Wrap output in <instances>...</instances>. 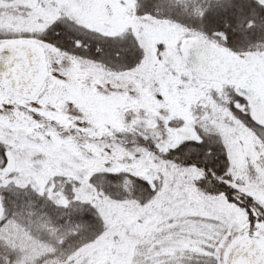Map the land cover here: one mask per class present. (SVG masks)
<instances>
[{
  "label": "snow or ice",
  "instance_id": "obj_1",
  "mask_svg": "<svg viewBox=\"0 0 264 264\" xmlns=\"http://www.w3.org/2000/svg\"><path fill=\"white\" fill-rule=\"evenodd\" d=\"M0 264H264V0H0Z\"/></svg>",
  "mask_w": 264,
  "mask_h": 264
}]
</instances>
